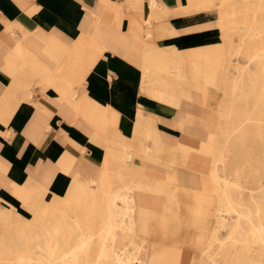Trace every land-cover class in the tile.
<instances>
[{"label": "bare ground", "instance_id": "bare-ground-1", "mask_svg": "<svg viewBox=\"0 0 264 264\" xmlns=\"http://www.w3.org/2000/svg\"><path fill=\"white\" fill-rule=\"evenodd\" d=\"M229 4V0L218 4L216 0H189L179 12L215 9L217 16L211 25L223 36V24L236 21L251 8L228 10ZM148 5L140 20L133 21L137 42L126 57L142 69L143 91L180 107L182 98L191 97L184 85L195 82L199 90L202 82L218 81L217 72H200L199 60L205 58L209 68H218L223 44L194 48L191 55L172 45L159 46L157 38L177 32L168 21L173 11L163 0H149ZM258 11L253 9V14L260 15ZM92 14L96 20L100 17L95 11ZM243 28L248 35L230 52L242 55L244 65L235 76L226 73L220 78L232 94L230 104L219 110L234 114L221 120L218 136L211 135L201 144L199 152L210 156L206 169L196 164L205 177L186 172L189 165L194 166L197 152L172 136L176 144H166L158 118L139 108L131 134L122 129L109 139L113 147L105 151L104 166L95 177L86 181L71 178L65 193L49 200V186L20 184L18 197L32 213L30 220L13 209L12 201L9 207L0 204V264H264V103L260 100L264 35ZM102 51L103 47L91 44L89 66ZM18 53L20 59L25 57L23 49ZM84 58L85 54L75 55L74 73L86 63ZM56 90L65 96L69 92L81 110L75 98L78 88ZM201 91L207 93L204 88ZM86 102L93 111L109 107H100L95 100ZM178 117L174 124L185 129L191 120ZM86 121L95 128L109 122L105 118ZM145 164L166 168L167 173L161 179L149 176ZM103 204L104 213L99 214ZM209 214L215 226L206 236ZM93 224H99L96 231L90 228ZM94 242L98 249L92 257ZM12 253V263L1 258Z\"/></svg>", "mask_w": 264, "mask_h": 264}, {"label": "crops", "instance_id": "crops-1", "mask_svg": "<svg viewBox=\"0 0 264 264\" xmlns=\"http://www.w3.org/2000/svg\"><path fill=\"white\" fill-rule=\"evenodd\" d=\"M163 1L173 11L168 21L177 35L157 38L159 46L172 45L191 55L194 48L222 41L221 30L211 25L217 16L214 10L180 13L189 0ZM148 4L149 0H0L1 205L9 207L12 201L21 214L20 184L49 186V200L55 193L63 195L71 178L95 177L106 151L98 135L111 138L122 129L131 134L139 108L158 118L166 144H176L170 136L184 134L174 124L178 115L191 120L185 126L190 134L201 133L198 104L205 102L201 88L209 83H200L199 90L195 82L184 85L191 97L182 98L180 107L171 106L141 89L142 69L126 57L137 42L133 21L140 20ZM94 11L100 16L97 20ZM92 43L103 51L91 67ZM19 49L25 51L22 59ZM80 54H85L86 63L74 73V57ZM56 88H78L75 98L81 110L69 92L61 95ZM88 99L109 107L90 110ZM91 118H105L108 126L95 128L86 121Z\"/></svg>", "mask_w": 264, "mask_h": 264}, {"label": "rangeland", "instance_id": "rangeland-1", "mask_svg": "<svg viewBox=\"0 0 264 264\" xmlns=\"http://www.w3.org/2000/svg\"><path fill=\"white\" fill-rule=\"evenodd\" d=\"M229 2L230 4L227 7L228 10H231L234 8L244 9V6L246 5H249L251 8H246L243 11L244 13H242L244 15L238 18L236 21L234 20L230 24H227V23L223 24L224 28H223V36H222V41H221L223 44V50H222V53L220 54L222 57V62H219V64H217L219 65L218 68L214 69L212 65H211V68H209L210 62H207L205 58H202V60H199L200 62L202 61L201 62L202 64L199 65V70L201 73L215 71L217 72V76H218V82H216L214 85L213 83L212 84L209 83V85H207V89H206L207 93H206V96L203 97L205 102L198 104L201 107V111L199 113L200 116L198 115L199 119H197L200 122L198 127H200L199 129L201 133L190 134L188 132L191 130L190 127H187L185 129L178 127L181 131L184 132V134L183 135H180V134L172 135V137H175L177 139L179 138V140L181 141L183 145L197 152L195 153L196 155L195 158H193V160H195L194 166L189 165L187 169L188 171L193 172L196 175L199 174V176H202V177L203 176L205 177L206 174L204 171L200 170L197 165H199V167H204L206 169L210 163V156L206 153L199 152L202 142L207 140V138H209V136L211 135L218 136L220 134L221 120H224V118H226V114L228 113L234 114L228 111L219 110L221 107H224L230 104L229 99L232 94L230 88L226 90V88L221 84L220 78H222L226 73H228L231 76H235L237 73L236 72L237 68L240 67V65H244L243 56L240 54H232L230 52L231 47L234 44L238 43L241 40V38H244L245 36L248 35L249 32H246L243 27L249 28L250 31H252L253 33L257 35L258 34L264 35V0H229ZM216 3L217 4L220 3V0H216ZM257 5H260V8L256 7ZM253 9L259 10L260 15H254ZM213 10L217 14L216 10L215 9ZM235 25L240 28H237V30H235L234 28ZM213 55L216 57V54H213ZM193 57L194 56H191L190 59L191 60L196 59ZM190 88H192V86H190ZM210 89H211V93L209 92ZM260 99L264 101V90L262 91ZM189 100L191 101V99ZM239 100L242 101L243 98H240ZM222 114H225V116H223ZM112 120L113 119H110V121ZM184 135L188 137H185ZM98 136L100 137V139H102L101 141L104 142L106 146V150L108 149L111 150L113 145L110 143V140H109L110 137L108 136V134L100 133ZM189 137L191 138V140ZM171 141H175V140L171 139ZM144 166H145L144 169L146 170L147 175L152 176V177H157L161 179L167 173V169L166 168L164 169L161 166H158V167L147 166L146 167V164ZM104 199L107 200V197ZM187 201H188L187 203H189L190 200L187 199ZM104 210L105 209H104V204H103L101 208L99 209V214H103ZM212 210H213V207H211L210 211ZM19 211L21 212L24 219L30 220L32 218V213L29 210H27L25 207L24 208L20 207ZM206 216L208 218V222H206L207 228L205 230V234L206 236H209L208 234L211 233L212 228L215 226V218L213 217V215H210V214ZM98 226L99 224H93L91 225L90 228L96 231ZM156 226L160 228L161 224L157 223ZM16 247H18L17 244H13L12 248H14V250L17 249ZM97 249H98V242H94L92 251H91L92 257L95 256ZM14 256L15 254L12 253L8 256L1 255V258L5 262L12 263L15 259Z\"/></svg>", "mask_w": 264, "mask_h": 264}]
</instances>
